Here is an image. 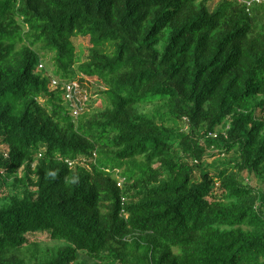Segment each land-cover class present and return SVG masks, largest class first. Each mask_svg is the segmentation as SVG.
Listing matches in <instances>:
<instances>
[{
	"label": "trees",
	"instance_id": "16d2710c",
	"mask_svg": "<svg viewBox=\"0 0 264 264\" xmlns=\"http://www.w3.org/2000/svg\"><path fill=\"white\" fill-rule=\"evenodd\" d=\"M209 1L0 0V264H264V4Z\"/></svg>",
	"mask_w": 264,
	"mask_h": 264
},
{
	"label": "rangeland",
	"instance_id": "374dc122",
	"mask_svg": "<svg viewBox=\"0 0 264 264\" xmlns=\"http://www.w3.org/2000/svg\"><path fill=\"white\" fill-rule=\"evenodd\" d=\"M220 0H210L209 1V7L212 9L215 4L218 3ZM89 46L88 41L84 40L81 44L77 45V48L79 49L78 54L83 59L86 55L87 47ZM49 59V58H48ZM42 60V66L45 69L48 68V70H51V67L49 66V60ZM50 67V68H49ZM104 90V85L99 82L98 80H91L88 82V92L82 93V105L77 110L78 114L81 113L83 110L92 112L93 110L103 108L105 105L104 99L101 96V92ZM39 241L42 243L43 246L51 247L53 246V243L47 242L44 236L39 237Z\"/></svg>",
	"mask_w": 264,
	"mask_h": 264
},
{
	"label": "built area",
	"instance_id": "2783aa9c",
	"mask_svg": "<svg viewBox=\"0 0 264 264\" xmlns=\"http://www.w3.org/2000/svg\"><path fill=\"white\" fill-rule=\"evenodd\" d=\"M257 4H264V0H255ZM248 7L251 5V2L247 4ZM42 68V65L39 66ZM60 88L65 92V99L71 104V108H73V115L77 116V109L73 106L74 103V91L77 89V84L75 82H63L61 83L55 78H51V88Z\"/></svg>",
	"mask_w": 264,
	"mask_h": 264
},
{
	"label": "clouds",
	"instance_id": "9594fccd",
	"mask_svg": "<svg viewBox=\"0 0 264 264\" xmlns=\"http://www.w3.org/2000/svg\"><path fill=\"white\" fill-rule=\"evenodd\" d=\"M52 89H54V88H52ZM74 116V115H73ZM78 116V115H77ZM74 117H76V116H74Z\"/></svg>",
	"mask_w": 264,
	"mask_h": 264
}]
</instances>
